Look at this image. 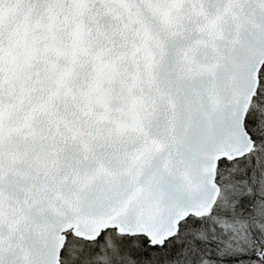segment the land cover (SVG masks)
Instances as JSON below:
<instances>
[{"label": "snow or ice", "instance_id": "snow-or-ice-1", "mask_svg": "<svg viewBox=\"0 0 264 264\" xmlns=\"http://www.w3.org/2000/svg\"><path fill=\"white\" fill-rule=\"evenodd\" d=\"M0 264H264V0H0Z\"/></svg>", "mask_w": 264, "mask_h": 264}]
</instances>
